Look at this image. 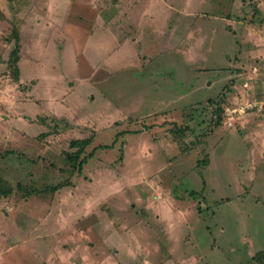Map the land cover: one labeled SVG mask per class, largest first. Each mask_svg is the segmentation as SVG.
<instances>
[{
	"label": "rangeland",
	"instance_id": "obj_1",
	"mask_svg": "<svg viewBox=\"0 0 264 264\" xmlns=\"http://www.w3.org/2000/svg\"><path fill=\"white\" fill-rule=\"evenodd\" d=\"M0 177V264H264V0H0Z\"/></svg>",
	"mask_w": 264,
	"mask_h": 264
},
{
	"label": "trees",
	"instance_id": "obj_2",
	"mask_svg": "<svg viewBox=\"0 0 264 264\" xmlns=\"http://www.w3.org/2000/svg\"><path fill=\"white\" fill-rule=\"evenodd\" d=\"M20 38L18 35L15 36V41H14V46H13V50L10 54L9 57V67L12 71L13 74V79L15 82H19L20 80V70L18 69V62L20 60ZM175 132L177 134H179V136H184L185 134V128H175ZM93 138L92 137H88L85 139H77V140H72L70 143V147L76 151H74L73 153L67 154V162L71 165L73 171L78 172V173H82L83 169L85 167V165L88 163V161L92 158L95 157V154L99 151V150H107V148H114V145L111 146H99L94 148V150L87 156L81 158L83 156V154L85 153L86 149L88 147H90L93 144ZM122 153V152H121ZM123 153L121 158L123 157ZM68 184H60L57 185L55 187L51 188L52 193H56L59 190H61L62 188H64L65 186H67ZM26 190V189H25ZM13 188L4 180H2V178L0 177V199L2 198H8L13 194ZM35 193V190H32L31 192H29L28 195H32ZM197 193L192 194L193 197L197 196ZM261 258H264V255L261 256Z\"/></svg>",
	"mask_w": 264,
	"mask_h": 264
},
{
	"label": "built area",
	"instance_id": "obj_3",
	"mask_svg": "<svg viewBox=\"0 0 264 264\" xmlns=\"http://www.w3.org/2000/svg\"><path fill=\"white\" fill-rule=\"evenodd\" d=\"M250 108L254 110V107H253V106H251ZM250 108H249V109H250ZM236 113H238V112L236 111V112L231 113V114H236ZM233 116H234V115H233Z\"/></svg>",
	"mask_w": 264,
	"mask_h": 264
},
{
	"label": "crops",
	"instance_id": "obj_4",
	"mask_svg": "<svg viewBox=\"0 0 264 264\" xmlns=\"http://www.w3.org/2000/svg\"><path fill=\"white\" fill-rule=\"evenodd\" d=\"M104 21H105V20H103V22H104ZM104 24H105V23H104ZM92 35H94V34H92ZM92 35H91V36H92Z\"/></svg>",
	"mask_w": 264,
	"mask_h": 264
}]
</instances>
